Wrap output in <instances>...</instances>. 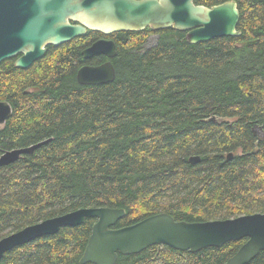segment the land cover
<instances>
[{
  "label": "trees",
  "instance_id": "trees-1",
  "mask_svg": "<svg viewBox=\"0 0 264 264\" xmlns=\"http://www.w3.org/2000/svg\"><path fill=\"white\" fill-rule=\"evenodd\" d=\"M233 1L238 36L192 43L172 27L87 30L28 68L0 62V101L12 108L0 155L48 139L0 166V238L83 207L123 208L115 227L160 212L187 222L264 212V137L252 130L264 133V0ZM99 38L115 42V79L79 84L80 67L107 60L82 55ZM94 222L18 246L0 264H80ZM244 240L197 252L151 245L115 264H223ZM247 264H264V251Z\"/></svg>",
  "mask_w": 264,
  "mask_h": 264
},
{
  "label": "water",
  "instance_id": "water-1",
  "mask_svg": "<svg viewBox=\"0 0 264 264\" xmlns=\"http://www.w3.org/2000/svg\"><path fill=\"white\" fill-rule=\"evenodd\" d=\"M239 17L233 0L210 7L195 4L194 0H0V62L16 58V67L28 68L45 55L48 45L68 42L87 30L109 35L146 27L154 30L172 27L185 31L187 41L192 43L238 36ZM116 54L112 39L93 41L82 50L83 57L103 55L107 60L80 67L77 82L83 85L112 82L116 73L111 59ZM11 114V105L0 101V125ZM252 130L264 137L262 127L254 125ZM47 141L3 151L0 166L18 161ZM232 156L233 153H228L227 159ZM199 160L198 156L189 158L192 164ZM124 215L123 208L101 206L83 207L46 218L0 238V259L18 246L53 235L63 227L80 225L88 218L95 222L80 264H115L119 254L138 253L151 245L197 252L245 239L223 264H247L264 251V212L194 222L175 220L160 212L133 224L115 227Z\"/></svg>",
  "mask_w": 264,
  "mask_h": 264
},
{
  "label": "rangeland",
  "instance_id": "rangeland-1",
  "mask_svg": "<svg viewBox=\"0 0 264 264\" xmlns=\"http://www.w3.org/2000/svg\"><path fill=\"white\" fill-rule=\"evenodd\" d=\"M155 36H151V38L148 40V43H153L155 41ZM233 120V119H230Z\"/></svg>",
  "mask_w": 264,
  "mask_h": 264
},
{
  "label": "bare ground",
  "instance_id": "bare-ground-1",
  "mask_svg": "<svg viewBox=\"0 0 264 264\" xmlns=\"http://www.w3.org/2000/svg\"><path fill=\"white\" fill-rule=\"evenodd\" d=\"M261 173V172H260Z\"/></svg>",
  "mask_w": 264,
  "mask_h": 264
},
{
  "label": "flooded vegetation",
  "instance_id": "flooded-vegetation-1",
  "mask_svg": "<svg viewBox=\"0 0 264 264\" xmlns=\"http://www.w3.org/2000/svg\"><path fill=\"white\" fill-rule=\"evenodd\" d=\"M16 59V58H15Z\"/></svg>",
  "mask_w": 264,
  "mask_h": 264
}]
</instances>
